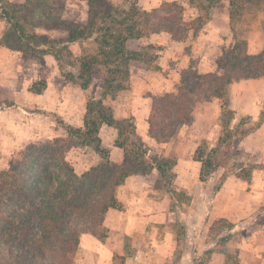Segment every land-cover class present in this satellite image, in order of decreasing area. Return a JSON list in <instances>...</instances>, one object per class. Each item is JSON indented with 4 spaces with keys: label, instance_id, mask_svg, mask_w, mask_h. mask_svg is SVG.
Listing matches in <instances>:
<instances>
[{
    "label": "trees",
    "instance_id": "1",
    "mask_svg": "<svg viewBox=\"0 0 264 264\" xmlns=\"http://www.w3.org/2000/svg\"><path fill=\"white\" fill-rule=\"evenodd\" d=\"M67 1L0 0V20L9 25V34L3 36L0 45L20 51L23 58L53 56L73 87L85 91L95 85L100 89L99 95L86 101L84 129L66 126V138L58 137L45 144L31 143L11 159L7 169L0 170V264H74L83 235L94 236L101 242L108 237L104 226L107 212L123 208L116 197L117 188L130 176L149 174L154 169L159 172L157 191L170 199L168 224L177 241L170 264H182L192 244L185 220L191 197L176 189V160L149 157V148L137 134L134 119L117 120L107 100H116L131 88L133 69L161 70L157 63L160 47L144 43L151 35L166 33L175 42L186 41L191 31L197 34L202 30L224 1L229 3L230 23L235 32L234 24L248 6L264 12V0H189V5L201 12L190 22L184 20L185 7L177 1L164 2L148 11L136 0L121 3L89 0L86 22L62 21L50 28L57 30L64 25L68 37L57 40L37 34L38 25L29 17L33 10L43 3ZM89 39L96 45L95 53L75 60L70 46ZM217 65L221 73L200 74L191 67L182 70L175 92L149 94L152 102L147 121L148 136L157 143H167L182 126L192 123L199 104L222 102L217 126L220 134L202 140L193 156L201 163L203 183L218 170H225L213 187L214 194L228 177L249 184L254 173L264 168L257 156L240 146L246 136L262 125L264 111L250 127L241 126L244 122L252 123L250 116L234 126L235 112L229 108L230 85L264 78V52L249 54L246 38L236 35L234 42L223 50ZM103 125L117 131L115 143L124 151L122 163L106 160L83 174L76 173L67 160L73 148L91 146L107 159L105 150L100 148L99 132ZM253 223L264 225V205ZM234 229L235 225L226 219L214 221L206 239L213 246L190 264H209L215 253L225 256V264H240L238 245L245 231L233 232Z\"/></svg>",
    "mask_w": 264,
    "mask_h": 264
},
{
    "label": "crops",
    "instance_id": "2",
    "mask_svg": "<svg viewBox=\"0 0 264 264\" xmlns=\"http://www.w3.org/2000/svg\"><path fill=\"white\" fill-rule=\"evenodd\" d=\"M12 1L26 2V0ZM183 4L186 6L185 3ZM200 15V10L188 3L184 12V20L187 21V16H189L188 22H190ZM220 16L215 10L212 18L206 22L202 30L197 34L191 31L188 39L183 42L173 41L166 33L154 34L145 39V44H155L161 49L163 47L164 50H160V53L164 54L165 58L174 60L175 50H178L176 54H181V56L177 61L160 65L161 70L158 73H146L145 78H158V91L149 88L145 80L132 77L134 86L132 85L116 100L108 99L107 102L113 106L117 120L134 119L137 134L149 148V157L176 160L174 168V173L177 175L176 189L185 191L191 197L190 205L186 206L185 220L188 221L189 239L192 244L182 264H190L196 257L203 255L207 248L213 246L207 244L206 239L211 225L219 219H226L233 223L235 225L233 232L245 231L238 245L240 264H264V225L253 223L260 208L264 205V168L254 173L253 180L249 184L237 177H228L221 190L214 194L215 182L222 177L224 172L218 170L213 174L214 176L212 175L213 177L211 176L206 183H203L200 181L201 163L193 159L201 141L206 138L211 139V131L214 128L217 130L223 111L222 102L214 100L210 103L199 104L194 112L192 123L182 126L176 136L167 143H157L147 133V121L151 113L152 102L148 98L149 94L175 92L181 71L190 67L200 74L221 73L217 60L223 50L216 60H214V54L220 46L228 48L238 34L235 28V32L232 30L230 18L225 24ZM8 29L9 25L6 21L0 20V41ZM246 40L249 54L257 55L264 52L263 31L252 30ZM36 62L57 64L53 56L23 58L20 51L0 45V85L10 84L8 80H13L12 85L19 93L18 89L22 81L28 80L33 74L32 66L29 67V65ZM56 72H54L55 75L60 74L57 66ZM42 78H45L47 86L41 94L36 95L45 98L50 96L51 91L56 90L57 82L49 79L48 76L38 79L42 80ZM67 90L68 93L65 94L66 92H61V89L57 88L58 105L52 111L66 126L84 129L86 106L81 103L83 96L77 92V89ZM145 90L149 93L145 94ZM229 95V108L235 112L234 126H238L246 116L251 117L252 123L244 122L241 126L253 125L260 119L264 111V78L234 83L229 87ZM133 96L134 100H132ZM48 106V102L43 101V110L51 112ZM43 122H45L44 119ZM62 136L66 135L60 132L56 135L57 138ZM215 136L217 137V134ZM99 138L100 148L105 150L107 159H104L91 146L73 148L68 152L67 160L74 166L76 173L83 174L106 160L113 164L122 163L124 151L116 146L117 131L108 125H103ZM23 141L7 139L5 143L8 144V148L2 149V154L5 156V154L13 153L23 144L20 143ZM30 141L34 142L35 139H30ZM0 143L2 145V141ZM240 146L246 152L257 156L260 163L264 165V122L258 129L246 136ZM152 150H155L154 156L151 155ZM156 154L159 156L157 157ZM158 179L159 172L154 169L149 174L130 176L122 186L117 188L116 197L122 203L123 208L121 210L110 209L107 212L104 226L108 230V237L101 242L94 236L83 235L74 264H115V259L118 257L122 258L125 264H170L173 261L177 241L168 224L167 210L170 199L157 191ZM225 262L224 255L215 253L211 256L209 264H225Z\"/></svg>",
    "mask_w": 264,
    "mask_h": 264
},
{
    "label": "rangeland",
    "instance_id": "3",
    "mask_svg": "<svg viewBox=\"0 0 264 264\" xmlns=\"http://www.w3.org/2000/svg\"><path fill=\"white\" fill-rule=\"evenodd\" d=\"M109 1L121 3L123 0ZM136 1L141 8L148 11L158 8L164 2L177 1L178 3L183 5L185 9L189 3V0ZM183 3H185L186 6ZM88 12L89 0H69L64 4H59L56 2L43 3V5L39 9H34L32 14L29 16L28 13L27 16L30 17V21L38 25V27L36 28L37 34L47 35L49 39L58 40L68 37V28L64 25L57 30H53L50 28L54 27L56 23H61L62 21H68L72 23H84L88 20ZM217 12L221 15L220 17L222 18V20H224V23L227 24L229 18V3L225 1L222 5L218 7ZM187 21H189V16H187ZM234 27L236 29V34L242 36L243 38H247L252 30L263 31L264 12L256 11L253 7L248 6L244 15L235 22ZM7 34H9V29L6 32V35ZM164 47L168 48L167 46ZM95 49L96 45L92 39L85 40L80 43H74L70 46V50L75 60H81L85 57H89L90 55L95 53ZM224 49L225 47L221 46L217 48L214 54V60L217 59L220 52ZM161 50H164L163 47ZM176 51L178 50L174 51V60L173 58H165V55L159 52V59L157 63L159 65H164L166 63H169L170 61H177L181 54H176ZM30 66H32L31 68L33 70V74L28 78V80L22 81V85H20L18 89L19 93L16 92L15 86L12 85L13 80H8L10 81V84L0 85V142L2 141V145L0 143V170L7 169L11 159L16 158L19 152L24 150L31 143L45 144L47 142H50L53 139L57 138L56 135L58 134V132L66 135L64 136L65 138L68 137L66 125L61 120V118L55 112L52 111L53 109H56L58 105L56 93H58L59 90L56 91L57 88L61 89V92H66L65 94L68 93L67 89H77V92L83 96V99L81 100L83 106H86V101L89 98L95 97L100 93V89L97 88L95 85L91 86L89 90L85 91L81 90L79 87H73L72 84L67 80L65 72H63L57 64L36 62L33 65H29V67ZM56 66L58 67V73H60L58 75H55V73H57ZM68 70H70V68H68ZM133 71V79L139 80L141 78L148 83L149 88H151L153 91H158V78H145L146 73L149 72H146L141 69L135 68L133 69ZM43 76H48L49 79L57 82V85L55 86L56 90L51 91L50 96H46L45 98L38 97L36 93L31 91L32 89L33 91L34 89L43 91L46 88L47 83L45 81V78H42V80L38 79L39 77ZM44 82L46 83V85L43 84ZM132 85L134 86V84L131 82V86ZM26 90H28L32 94H28ZM144 92L145 94L149 93V91L146 90ZM131 96L132 94L127 99L129 100ZM132 100H134V96ZM43 101L48 102V109H51V112L50 110H43ZM43 119L45 120V122H43ZM250 126L251 125L249 124L246 127ZM218 130H215L214 128L211 131L210 138L214 137V134H217L218 136L220 134ZM7 139H20L24 141L20 142L23 144H21L19 148L16 149L13 153L9 155L5 154L4 156V154H2V149H4L5 147L8 148V144L5 143ZM30 139H35V141L32 142L30 141ZM154 153L155 150H152L151 155L154 156ZM159 154H156L157 157L159 156ZM220 170L223 172L225 171L224 169ZM200 197L202 198V196ZM202 256L203 255H200L199 257H196V259H200L202 258ZM115 264H125V261L122 260V258L118 257L115 259Z\"/></svg>",
    "mask_w": 264,
    "mask_h": 264
}]
</instances>
